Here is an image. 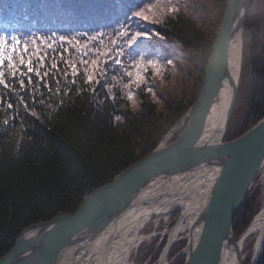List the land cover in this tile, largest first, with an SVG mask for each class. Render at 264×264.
Returning <instances> with one entry per match:
<instances>
[{
    "label": "trees",
    "instance_id": "16d2710c",
    "mask_svg": "<svg viewBox=\"0 0 264 264\" xmlns=\"http://www.w3.org/2000/svg\"><path fill=\"white\" fill-rule=\"evenodd\" d=\"M225 4L0 0V257L27 226L75 211L161 141L198 95ZM141 9L147 20L134 15ZM262 117L264 0H257L244 23L224 141ZM255 203L248 192L232 221L235 239ZM176 245L171 257L185 242ZM142 251L133 264L151 253Z\"/></svg>",
    "mask_w": 264,
    "mask_h": 264
},
{
    "label": "water",
    "instance_id": "95a60500",
    "mask_svg": "<svg viewBox=\"0 0 264 264\" xmlns=\"http://www.w3.org/2000/svg\"><path fill=\"white\" fill-rule=\"evenodd\" d=\"M250 1L226 0L198 95L161 141L85 195L75 211L23 229L0 264H130L135 247L156 234H167L166 243L157 261L148 263L149 255L144 264H171L180 255L183 264H243L241 238L260 224L251 261L263 244L258 264L264 249V117L223 140L237 96L244 23L257 0ZM258 173L260 207L235 239L232 221ZM177 206L181 211L165 230L136 238L150 214ZM180 237L188 238L186 245L167 260L171 242Z\"/></svg>",
    "mask_w": 264,
    "mask_h": 264
},
{
    "label": "bare ground",
    "instance_id": "6f19581e",
    "mask_svg": "<svg viewBox=\"0 0 264 264\" xmlns=\"http://www.w3.org/2000/svg\"><path fill=\"white\" fill-rule=\"evenodd\" d=\"M242 59V57H241ZM240 66H241V62H240ZM240 66H239V69H238V72H237V75H236V78H235V81H234V84L237 82L238 80V83H239V73H240ZM253 183V182H252ZM252 185V184H251ZM259 186H262V176H261V182L259 184ZM181 211V206H177V207H174L172 209H170L169 211L167 212H164V213H152L150 214L146 220L144 221V223L142 224L140 230L138 231L137 235H136V238L138 237H142L144 236V230L146 228V226H150L151 227V232L146 234V235H150V234H156L158 232H156V230H158L160 228V226H162L163 230H165L169 224L171 223V217L174 216V215H178ZM162 230V231H163ZM259 235H260V224L258 226H256L253 230H251L250 232L244 234L241 238V242H240V245H239V250H240V253H241V257H242V263L244 264V261H246V264H251V261L254 257V254H255V250H256V247H257V243H258V239H259ZM157 236L154 235L153 238ZM251 236H254V242H253V245H252V248L250 249L249 252H243L244 250V246L246 244V240H248ZM162 237H165L166 240H167V234H162ZM152 238V239H153ZM151 239V240H152ZM150 240V241H151ZM188 238L187 237H180V238H177L175 240H173L171 242V246L175 243V242H181V241H185L187 242ZM148 241V242H150ZM148 242H145V243H148ZM142 245V244H141ZM263 246V244H262ZM262 246L260 248V251L257 255V257L259 256L260 252H261V249H262ZM140 245H137L134 249V253L133 255L137 252V250L139 249ZM249 256V257H248ZM133 257V256H132ZM159 257V256H158ZM257 257H256V260L254 262V264L256 263L257 261ZM158 259V258H157ZM157 261V260H156ZM130 264H133L132 261H130Z\"/></svg>",
    "mask_w": 264,
    "mask_h": 264
},
{
    "label": "rangeland",
    "instance_id": "374dc122",
    "mask_svg": "<svg viewBox=\"0 0 264 264\" xmlns=\"http://www.w3.org/2000/svg\"><path fill=\"white\" fill-rule=\"evenodd\" d=\"M252 1L253 0H251L250 2H249V4H251L252 3ZM224 10V9H223ZM252 10V9H251ZM250 10V11H251ZM222 13H223V11H222ZM221 17H222V15H221ZM221 21V20H220ZM219 26V25H218ZM218 28V27H217ZM217 30V29H216ZM216 33V32H215ZM232 117V116H231ZM231 120V119H230ZM230 122V121H229ZM228 127V126H227ZM226 131H227V129H226ZM226 134V133H225ZM224 137H225V135H224ZM223 140H224V138H223ZM261 176H262V174H260V173H258L256 176H255V178H254V180H253V183H252V185H251V187H250V189H249V194H254V196H255V200H256V203H255V207H256V213H257V211H258V209H259V207H260V204H261V197H262V186H259V184H260V182H261ZM255 213V214H256ZM255 214H253L252 215V217H251V219H250V221H249V223L251 222V220L254 218V216H255ZM177 215H174V216H172L171 217V220L170 221H172L175 217H176ZM248 223V224H249ZM247 224V225H248ZM247 227V226H246ZM245 227V228H246ZM163 227L162 226H160V228L158 229V230H156V232H161L163 229H162ZM244 228V229H245ZM152 230H151V227L150 226H146V228H145V230H144V234L146 235V234H148V233H150ZM242 233V232H241ZM240 233V234H241ZM239 234V235H240ZM239 235H238V237H239ZM237 237V238H238ZM254 236H251L248 240H246V244H245V246H244V250H243V252H249L250 251V249L252 248V245H253V242H254V238H253ZM236 238V239H237ZM158 239H159V235L157 234V236H155L150 242H148V243H144V244H142V245H140V250H143L142 252H143V254L146 252V251H149V250H151L150 252H152L151 254H147V256L144 258V261H143V259H140L141 261H139L140 262V264H144L145 263V261H146V259L148 258V256L150 255V257H149V261H148V263H154L156 260H157V258H158V256L160 255V253H161V251H162V249H163V247H164V245H165V243H166V238L165 237H160V239H159V241H158ZM182 242V241H181ZM185 242V241H184ZM179 242H175L174 244L176 245V244H178ZM173 244V245H174ZM171 246L170 247V249H169V253H168V257H167V260H169L170 258H171V256H170V253H171V251L174 249L173 247L175 246ZM185 245H186V242H185ZM184 245V246H185ZM177 246V245H176ZM175 246V247H176ZM183 246V247H184ZM183 247H181V248H183ZM173 248V249H172ZM180 248V249H181ZM176 253V252H175ZM174 253V254H175ZM136 254H138V252H136L134 255H133V257H132V259H131V261H132V263H133V261H134V259H135V256H136ZM157 255V256H156ZM181 256H183V258H184V255H180L179 257H181ZM249 257V256H248ZM178 258V257H177ZM176 258V259H177ZM175 261V260H174ZM183 261H184V259H183ZM138 262V263H139Z\"/></svg>",
    "mask_w": 264,
    "mask_h": 264
},
{
    "label": "snow or ice",
    "instance_id": "6c2138e0",
    "mask_svg": "<svg viewBox=\"0 0 264 264\" xmlns=\"http://www.w3.org/2000/svg\"><path fill=\"white\" fill-rule=\"evenodd\" d=\"M148 11H151V8H149ZM144 12H145V10L141 9L140 11L135 12L134 15L137 16V17H140V18H142L144 20H147L148 16L145 15ZM135 35L139 36V35H147V34L146 33H137ZM133 38H135V37H133ZM0 63H3V56L2 55H0ZM31 70L32 69L29 68V71H31ZM0 83H3V81H0Z\"/></svg>",
    "mask_w": 264,
    "mask_h": 264
}]
</instances>
